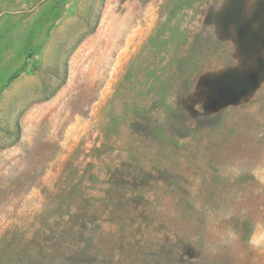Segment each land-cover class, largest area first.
Listing matches in <instances>:
<instances>
[{"label": "rangeland", "instance_id": "1", "mask_svg": "<svg viewBox=\"0 0 264 264\" xmlns=\"http://www.w3.org/2000/svg\"><path fill=\"white\" fill-rule=\"evenodd\" d=\"M257 221L264 0H0V264H264Z\"/></svg>", "mask_w": 264, "mask_h": 264}, {"label": "clouds", "instance_id": "2", "mask_svg": "<svg viewBox=\"0 0 264 264\" xmlns=\"http://www.w3.org/2000/svg\"><path fill=\"white\" fill-rule=\"evenodd\" d=\"M220 241L228 247H238L240 245V233L229 226L220 236ZM247 246L253 250L264 251V222L257 221L252 225L250 234L247 238Z\"/></svg>", "mask_w": 264, "mask_h": 264}]
</instances>
